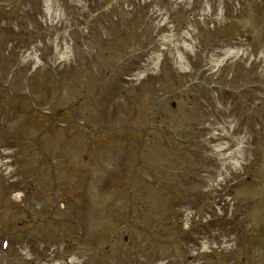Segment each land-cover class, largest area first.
Here are the masks:
<instances>
[{
	"label": "rangeland",
	"instance_id": "rangeland-1",
	"mask_svg": "<svg viewBox=\"0 0 264 264\" xmlns=\"http://www.w3.org/2000/svg\"><path fill=\"white\" fill-rule=\"evenodd\" d=\"M141 1L0 0V154L10 150L16 163L24 162L18 167L32 174L18 187L30 192L24 198L16 186L6 193L0 173V241L11 236L0 264L11 257L12 264H40L55 255L53 264H232L234 253H219L214 261L189 253L205 250L201 237L207 234L197 225L207 216L215 218L217 229L205 232L212 241L214 233L218 250L229 239L221 217L236 219L246 230L235 242L236 264H251L255 256L264 264V3L254 8L251 2L239 13L229 0H186L174 9L172 0H151L147 9ZM152 5L164 7L173 28L154 36L145 20ZM220 8L225 16L215 18ZM66 46L71 63L57 57L66 55ZM149 52L164 53L158 70L140 63ZM115 64L122 68L116 76L109 72ZM135 65L143 76L128 79ZM28 91L34 109L24 97ZM91 125L122 129L101 135ZM42 128L49 135L36 141L41 158L35 161L55 164L39 180L32 158L26 164L25 157L36 139L30 136ZM58 161L71 187L56 194L66 201L54 214L73 222L66 210L85 204L83 252L70 247L74 237L56 238L60 229L49 216L54 199L40 190L61 180ZM221 167L233 169L219 175ZM214 186L229 188L218 207ZM34 202L47 209L36 211ZM180 206L191 213L184 215L190 237ZM31 211L50 220H28V213L38 218ZM20 221L34 224L25 238L15 236L25 230ZM125 233L128 250L110 249L109 255L103 244L114 247ZM57 245L69 248L51 255Z\"/></svg>",
	"mask_w": 264,
	"mask_h": 264
}]
</instances>
